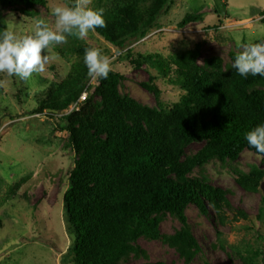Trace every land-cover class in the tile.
Returning <instances> with one entry per match:
<instances>
[{
  "label": "rangeland",
  "instance_id": "374dc122",
  "mask_svg": "<svg viewBox=\"0 0 264 264\" xmlns=\"http://www.w3.org/2000/svg\"><path fill=\"white\" fill-rule=\"evenodd\" d=\"M69 2L47 0L45 5L32 6L0 3V16L6 29L24 35L30 32L36 18L54 22L50 4ZM111 2L92 0L91 6L106 11ZM152 3L148 0L147 6ZM259 41H264V0H171L156 25L124 47L95 30L84 39L68 36L65 43L53 45L49 52L52 59L45 71L33 73L28 80L0 73V264H73V254L69 252L73 233L66 217L64 194L77 155L61 118L71 106L79 107L95 94L100 84L99 79L87 75L85 48H101L112 58L111 71L123 76L121 93L129 94L143 106L170 110L186 91L170 81L167 70L163 73L156 66L133 63L127 56L130 50L135 57L152 53L165 59L176 52L198 50L200 63L219 60L232 67L243 45ZM75 66L86 72V86L79 97L63 111L44 108L37 112L40 98L48 89L56 90ZM151 73L161 89L160 102L144 85L150 81ZM93 97L99 98L96 94ZM205 144L206 140L181 141L177 159L193 157ZM242 174L257 176V191L239 183ZM190 175L225 189L231 207L223 200L220 210L208 203L209 211L205 213L190 203L186 216L201 252L186 262L162 239L140 237L138 242L149 260H163L166 264H245L234 249L238 247L252 250L264 264V156L245 149L236 160L214 158L195 166ZM163 214V233L174 234L181 229L180 219L170 211ZM146 261L144 256H133L126 264Z\"/></svg>",
  "mask_w": 264,
  "mask_h": 264
},
{
  "label": "trees",
  "instance_id": "16d2710c",
  "mask_svg": "<svg viewBox=\"0 0 264 264\" xmlns=\"http://www.w3.org/2000/svg\"><path fill=\"white\" fill-rule=\"evenodd\" d=\"M147 1L112 0L104 13L105 26L96 30L119 47L144 36L171 0H153L148 6ZM0 3L32 6L45 5L47 0ZM5 29L0 16V31ZM127 56L139 66H156L163 73L167 70L170 81L186 93L170 110L153 109L121 93L123 76L110 71L107 79H99L95 91L99 98L91 94L78 108L64 112L61 120L77 155L64 194L73 233L71 260L73 264H126L133 256H144V264H166L149 260L138 242L145 237L162 239L191 262L201 252V244L187 220V206L195 203L208 213V203L218 210L222 200L229 207L231 203L225 189L190 173L214 158L236 160L245 149L256 152L244 135L264 123V76L245 79L219 60L200 63L198 50L176 52L168 59L152 53L135 57L131 50ZM153 78L151 73L144 85L160 102L161 89ZM85 80L86 72L75 66L56 90L50 88L40 98L36 111H63L85 89ZM191 140H206L207 144L193 157L179 161V143ZM258 180L247 174L238 178L251 191L258 190ZM165 211L182 221L174 234L161 231ZM234 249L245 264H261L252 250Z\"/></svg>",
  "mask_w": 264,
  "mask_h": 264
},
{
  "label": "clouds",
  "instance_id": "9594fccd",
  "mask_svg": "<svg viewBox=\"0 0 264 264\" xmlns=\"http://www.w3.org/2000/svg\"><path fill=\"white\" fill-rule=\"evenodd\" d=\"M92 0H70L69 3L49 5L53 23L36 18L29 33L19 35L15 30L0 31V73L28 80L33 73H42L49 63L53 45L67 41L68 36L84 39L89 32L105 26L104 8L91 6ZM83 62L87 75L93 79H107L112 58L101 48L84 50ZM232 67L243 78L264 76V41L249 42L235 56ZM244 139L249 147L264 155V123L248 130Z\"/></svg>",
  "mask_w": 264,
  "mask_h": 264
},
{
  "label": "built area",
  "instance_id": "2783aa9c",
  "mask_svg": "<svg viewBox=\"0 0 264 264\" xmlns=\"http://www.w3.org/2000/svg\"><path fill=\"white\" fill-rule=\"evenodd\" d=\"M82 98H85V96H83ZM74 108H78V107H73V106H71L69 109H68V111L67 112H70L72 109H74Z\"/></svg>",
  "mask_w": 264,
  "mask_h": 264
}]
</instances>
